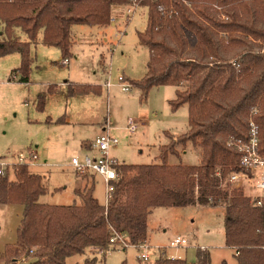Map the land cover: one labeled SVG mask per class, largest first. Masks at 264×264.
Returning <instances> with one entry per match:
<instances>
[{
  "label": "trees",
  "instance_id": "trees-1",
  "mask_svg": "<svg viewBox=\"0 0 264 264\" xmlns=\"http://www.w3.org/2000/svg\"><path fill=\"white\" fill-rule=\"evenodd\" d=\"M129 1L0 0L6 35L0 38V58L21 51L22 65L14 72L21 73L19 81L29 82V43L14 37L16 26L30 41L42 31L43 43L69 58L73 25L107 26L112 7ZM138 1L148 7L138 39L150 55L145 76L126 79L141 89L142 100L152 87L176 86L170 105L174 111L189 105L188 131L159 147L161 163L119 164L108 205L95 197V180L89 177L75 188L73 204L42 202L48 190L44 176L28 165H16L0 178V204L19 203L24 209L17 242L0 253V264H69L74 255L84 256L83 264H104L115 232L125 234L132 245L146 243L154 208L208 205L224 207L225 241L235 248L238 264H264V208L254 206L241 189H223L217 176L218 170L225 177L244 170L241 152L229 142L250 140L251 119L264 153V0ZM75 87L71 94L91 88ZM189 141L201 147V163H168V156L179 155L178 146ZM151 264L189 263L162 255ZM195 264H213L210 253L198 248Z\"/></svg>",
  "mask_w": 264,
  "mask_h": 264
},
{
  "label": "rangeland",
  "instance_id": "rangeland-1",
  "mask_svg": "<svg viewBox=\"0 0 264 264\" xmlns=\"http://www.w3.org/2000/svg\"><path fill=\"white\" fill-rule=\"evenodd\" d=\"M136 5L133 1L114 5V24L112 20L107 26L73 25V55L68 65L62 64L63 55L58 47L43 43L42 31L36 41H30L21 27L13 30L16 39L29 43V82L19 81L21 73L14 72L22 65L21 51L0 58V155L11 157L29 149L38 152L40 159L30 170L44 176L48 190L41 197L42 202L73 204L77 200L75 188L83 187L88 177L95 180V197L101 203L107 202L102 178L92 176L91 172H76L71 165L73 156L90 153L83 143L95 140L105 129L119 138L110 154L126 164L161 163L159 147L188 131L189 105L176 111L170 105V100L176 98V86L152 87L142 100L140 88L124 91L118 82L121 75L141 80L147 72L150 51L139 43L138 32L146 27L148 7L140 2V6ZM131 7L134 14L127 12ZM4 32L5 24L0 20L1 39L6 38ZM107 80L113 83L111 87L105 86ZM76 85L91 88L85 93L71 94ZM67 116L71 123L58 121ZM132 118L139 122L135 133L127 128ZM178 149L180 154H170L168 163H201V147L189 141ZM9 178L15 179L13 172ZM23 209L19 203L0 204V253L17 242ZM225 214L222 205L154 208L148 218L151 245L147 243L152 246L153 260L142 262L138 258L142 247L120 244L108 252L104 264H151L162 255L180 256L195 264L200 247L207 248L213 264H238L234 250L226 245ZM179 235L191 245L170 246ZM103 258L101 254L99 259ZM67 261L83 264L84 256L74 255Z\"/></svg>",
  "mask_w": 264,
  "mask_h": 264
},
{
  "label": "built area",
  "instance_id": "built-area-1",
  "mask_svg": "<svg viewBox=\"0 0 264 264\" xmlns=\"http://www.w3.org/2000/svg\"><path fill=\"white\" fill-rule=\"evenodd\" d=\"M132 1L134 4H137L136 7L140 6L138 0H131L130 2ZM134 7L129 8L127 12L129 14H134L136 12L133 9ZM112 20L114 21L115 18H112ZM62 64L68 65L69 58L62 59ZM118 82H120L124 91L132 87L131 83H129L123 75L119 76ZM112 85L113 83L111 80H107L105 83L106 87H111ZM250 125L249 141L233 138L229 142L230 145L236 147L241 152L240 164L244 170L234 171L226 177L218 170L217 176L220 179L223 189H231L233 187L241 189L244 192L247 190L246 188L252 190L254 195L250 196L254 199V206L264 208V153H262L259 148L258 128L253 119H251ZM127 128L130 133L137 132L139 128L138 120L134 118L129 119ZM108 130L109 129H105L101 135L97 136L96 139L91 142L90 153H86L82 157L78 155L73 156L71 160V165L76 172H91L102 178L107 194V202L105 205H108L116 190V182L119 179L117 167L122 163L117 157L110 154L111 147L119 143V138L109 134ZM39 159L38 152L33 149H29L27 152H19L11 155V157L0 155V178L6 176L16 165H28L30 167L37 163ZM110 243L111 247L108 252L114 249L115 245L122 244L125 247L132 245L125 234L117 232L112 235ZM188 245H191L188 239L181 235L175 237L170 243L172 247H184ZM138 246L142 247L140 249L143 250L138 256L142 262H150L153 260L152 255L154 252L151 246L147 243H142ZM200 248L207 250L206 247Z\"/></svg>",
  "mask_w": 264,
  "mask_h": 264
},
{
  "label": "crops",
  "instance_id": "crops-1",
  "mask_svg": "<svg viewBox=\"0 0 264 264\" xmlns=\"http://www.w3.org/2000/svg\"><path fill=\"white\" fill-rule=\"evenodd\" d=\"M115 23V21H113V24ZM69 63H70V59H69ZM113 120V119H112ZM65 121L67 122V123H71L72 121H71V117L70 116H67L66 117V119H65ZM167 131H169V130H167ZM171 132V131H170ZM171 133H173V132H171ZM174 135H176L175 133H173ZM93 140H90V141H87V142H85V143H83V146L85 147V149H86V151H89L90 152V150H91V142H92ZM246 193V192H245ZM248 196H250V195H254V192L252 191V190H250V189H248V193H246ZM104 205L106 204V203H103ZM150 243V245H151V241H150V234H149V230H148V239H147V241H146V243ZM152 247V246H151ZM232 250H234V252H236L235 251V248H233V247H230ZM169 257H171V258H181L180 256H178V257H173V256H169ZM70 258V257H69ZM68 258V259H69ZM67 259V260H68ZM79 263V262H78Z\"/></svg>",
  "mask_w": 264,
  "mask_h": 264
}]
</instances>
